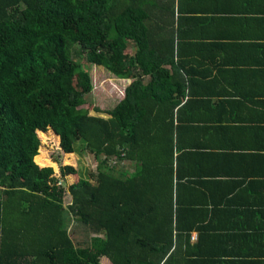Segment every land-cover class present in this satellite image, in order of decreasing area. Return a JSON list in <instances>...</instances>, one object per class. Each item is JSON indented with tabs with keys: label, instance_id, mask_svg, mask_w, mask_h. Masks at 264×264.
<instances>
[{
	"label": "trees",
	"instance_id": "1",
	"mask_svg": "<svg viewBox=\"0 0 264 264\" xmlns=\"http://www.w3.org/2000/svg\"><path fill=\"white\" fill-rule=\"evenodd\" d=\"M149 2L0 0V264L192 259L178 238L186 242L203 216L187 224L192 208L173 181L174 109L185 79L173 30L160 37ZM76 55L129 80L107 117L81 107L92 81ZM48 129L65 155L57 170L44 163L37 135ZM78 141L96 161L85 177L72 158ZM65 210L91 231L87 245L73 241Z\"/></svg>",
	"mask_w": 264,
	"mask_h": 264
},
{
	"label": "crops",
	"instance_id": "2",
	"mask_svg": "<svg viewBox=\"0 0 264 264\" xmlns=\"http://www.w3.org/2000/svg\"><path fill=\"white\" fill-rule=\"evenodd\" d=\"M154 2L150 18L160 37L173 30L185 79L173 181L192 208L187 224L203 216L179 248L187 264H264V0Z\"/></svg>",
	"mask_w": 264,
	"mask_h": 264
},
{
	"label": "rangeland",
	"instance_id": "3",
	"mask_svg": "<svg viewBox=\"0 0 264 264\" xmlns=\"http://www.w3.org/2000/svg\"><path fill=\"white\" fill-rule=\"evenodd\" d=\"M126 50L128 49L126 48ZM75 59L90 73L92 81V89L85 95V102L81 107L87 108L89 114L107 117L106 111L111 109L124 96L123 88L128 83L127 80L113 75L102 66L87 63L83 59V55H76ZM97 109L103 112H99ZM37 135L41 143V153H44V156L48 157V160L44 163L50 165L53 162L55 164L54 168L57 170V166L62 164L65 159V155L59 148V136L51 129L45 132H37ZM78 144L76 145L78 148V168L87 175L88 171L92 172L95 169L96 161L92 154L81 149V143L79 141ZM117 162L114 164L116 167L124 166L128 170H131L132 165L130 161ZM64 200L65 204L69 202V194L66 193ZM74 220V216L65 210V225L68 228L70 236L76 245L85 246L88 244L89 237L92 233L87 227ZM102 261L105 262L106 260L102 259Z\"/></svg>",
	"mask_w": 264,
	"mask_h": 264
},
{
	"label": "built area",
	"instance_id": "4",
	"mask_svg": "<svg viewBox=\"0 0 264 264\" xmlns=\"http://www.w3.org/2000/svg\"><path fill=\"white\" fill-rule=\"evenodd\" d=\"M127 82H129V80H127ZM123 90H124V88H123Z\"/></svg>",
	"mask_w": 264,
	"mask_h": 264
}]
</instances>
